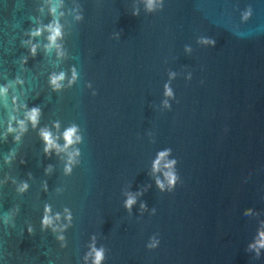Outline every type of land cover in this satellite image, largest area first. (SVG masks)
Returning <instances> with one entry per match:
<instances>
[{
    "label": "water",
    "instance_id": "water-1",
    "mask_svg": "<svg viewBox=\"0 0 264 264\" xmlns=\"http://www.w3.org/2000/svg\"><path fill=\"white\" fill-rule=\"evenodd\" d=\"M0 87V264H264V0H0Z\"/></svg>",
    "mask_w": 264,
    "mask_h": 264
},
{
    "label": "clouds",
    "instance_id": "clouds-1",
    "mask_svg": "<svg viewBox=\"0 0 264 264\" xmlns=\"http://www.w3.org/2000/svg\"><path fill=\"white\" fill-rule=\"evenodd\" d=\"M152 3V0H148V5L150 6ZM54 11V10H53ZM135 14V13H134ZM46 28L49 30L50 34L48 36V40L50 44H54L56 41V38L60 35V29H59V25L58 23L53 25V24H49L46 26ZM40 29L37 28L36 31L34 33H32V35H39L40 34ZM205 43H214V41H204ZM29 52L31 55H35L36 53V46L32 45L31 48L29 49ZM63 79V73H61L60 75L56 76L53 75L50 77V84L54 87V88H59L60 84L58 83L59 80ZM6 92V88L0 87V93ZM165 94L166 95H171V90L168 89L167 85H165ZM40 108L38 106H33L31 108H29L27 110V112H25V119H27L32 126L35 128L37 123H38V119L40 116ZM18 126L20 127L21 131H26V127L24 125V120H18L17 121ZM15 129L11 126V124H9V127L7 129V132L11 133L14 132ZM75 132V127H71L68 128L64 131L63 133V137L65 140V147H67L68 145L73 143L72 137L73 134ZM39 136L42 140L43 143V151L44 153L47 155L51 152L52 149H59V145L56 144L55 140L52 137V134L50 131H48L46 128H41L39 131ZM14 140H18L19 136H14L13 137ZM78 139V138H77ZM167 151V150H165ZM165 153H160L159 156H163ZM69 163H71L72 161V156L71 154H69ZM156 163L158 164V160L156 161ZM154 170H155V165H154ZM45 171L47 172L48 169L46 168ZM65 171L68 172L70 171V167L68 166V164L65 165ZM175 176L171 175L169 178V183L170 185H175ZM157 184L158 186L163 189V184L160 183L159 180H157ZM27 188V184L24 183L21 185V189L20 190H24ZM135 203V198L132 196H129L126 201H125V207L126 208H131V205ZM143 207V205H141ZM50 211V208L46 205L45 209H44V214L42 215L41 218V225L42 226H50L52 224V218L50 216L47 215V213ZM59 217V214H57V218ZM29 231H31V229L29 228ZM258 236L259 239L255 240V243H251L249 244L250 248H255L257 250V255H259V248H264V231L258 230ZM156 241H153L152 245H149V247H152L156 244ZM103 259V252L102 250H94V258H93V264H100V261Z\"/></svg>",
    "mask_w": 264,
    "mask_h": 264
}]
</instances>
